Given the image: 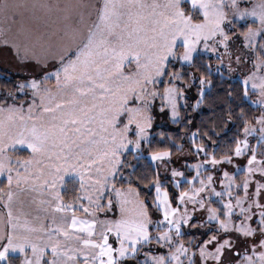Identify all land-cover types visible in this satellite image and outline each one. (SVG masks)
I'll list each match as a JSON object with an SVG mask.
<instances>
[{
	"label": "snow or ice",
	"instance_id": "snow-or-ice-1",
	"mask_svg": "<svg viewBox=\"0 0 264 264\" xmlns=\"http://www.w3.org/2000/svg\"><path fill=\"white\" fill-rule=\"evenodd\" d=\"M0 49V264H264V0H0Z\"/></svg>",
	"mask_w": 264,
	"mask_h": 264
},
{
	"label": "trees",
	"instance_id": "trees-1",
	"mask_svg": "<svg viewBox=\"0 0 264 264\" xmlns=\"http://www.w3.org/2000/svg\"><path fill=\"white\" fill-rule=\"evenodd\" d=\"M246 26V25H244ZM205 59H207V57H205ZM215 60L214 57H212V62ZM223 75L217 74L216 73V69L213 68V75L211 77V79L213 80V87L211 88L210 94H208L206 96V101L205 104L202 105L201 107L203 108V112L200 113V116L197 117V120H199L202 117L207 118V116L212 115L213 113L209 110L213 107V105L216 106L215 111L218 114L220 112V105H235L238 104L240 102V97H239V93H240V80L238 78H234L231 77L229 75H227L224 71ZM5 76H10L12 79H16L17 76L12 75L10 73H0V82H2V78H4ZM231 89L233 91V96L234 99L232 101H229L225 90L227 89ZM255 94L252 93V98L254 99ZM240 107H243L245 109V111L248 114V117L250 118L253 114H257L259 109L250 106L247 102L240 104ZM167 117V116H166ZM239 123V122H237ZM223 124H226L227 127L230 129L228 135H231L232 133L235 132L236 130V125H232L230 123H228L227 121H224ZM177 128V125H174L171 121H169L168 123H166V125L164 126H156L154 127V131L155 132H175ZM218 131H222L221 129H217ZM158 139H162L157 137ZM165 144H167V141H164ZM170 146V145H169ZM187 147V146H185ZM180 152H177V150L175 148H173V154L174 156H176L177 154H179ZM23 154H27V153H23ZM173 156V157H174ZM78 183V181H74V180H70L68 179L67 182V186H66V190L64 191V195L66 200L71 197L73 195V187L74 185ZM14 260H19L20 259V255L16 254L12 257Z\"/></svg>",
	"mask_w": 264,
	"mask_h": 264
},
{
	"label": "rangeland",
	"instance_id": "rangeland-1",
	"mask_svg": "<svg viewBox=\"0 0 264 264\" xmlns=\"http://www.w3.org/2000/svg\"><path fill=\"white\" fill-rule=\"evenodd\" d=\"M250 22V21H249ZM243 24V21L241 22ZM239 42H236V44L233 45V48L235 49L236 46L238 45ZM223 51V49H221ZM215 58V56H213ZM215 63H216V58L213 61V68H215ZM251 65L250 64H245L241 66H237L233 64V68L236 69V71L229 73L226 69H221V71H224L227 75L238 78L241 80L242 76L241 73H247V71L250 69ZM0 73H10L12 75L17 76V78L23 79L24 77L20 75V69L18 68V65L15 60L12 59L11 54L7 49H0ZM249 87L251 88V83L249 84ZM255 94L254 96L258 95V93H253ZM170 119L166 116L163 115H158L154 125L156 126H164L166 123H168ZM26 155V154H25ZM179 157L180 162L182 163L184 160V156L180 152L176 156L173 157L174 162L176 158ZM68 180V178L66 177ZM47 206L39 205L38 203H33V204H25V210L30 211L32 215L39 214L41 218L45 217V215H51V211L47 210ZM57 216H60V213H56ZM16 254H19L18 252ZM15 254V255H16ZM20 255V254H19Z\"/></svg>",
	"mask_w": 264,
	"mask_h": 264
}]
</instances>
